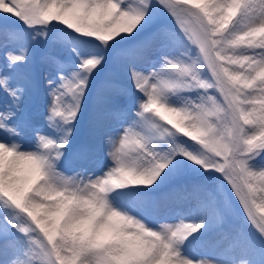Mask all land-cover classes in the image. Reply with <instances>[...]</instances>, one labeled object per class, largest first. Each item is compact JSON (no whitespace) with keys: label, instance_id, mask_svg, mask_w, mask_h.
Listing matches in <instances>:
<instances>
[{"label":"snow or ice","instance_id":"snow-or-ice-1","mask_svg":"<svg viewBox=\"0 0 264 264\" xmlns=\"http://www.w3.org/2000/svg\"><path fill=\"white\" fill-rule=\"evenodd\" d=\"M0 264H264V0H0Z\"/></svg>","mask_w":264,"mask_h":264},{"label":"rangeland","instance_id":"rangeland-1","mask_svg":"<svg viewBox=\"0 0 264 264\" xmlns=\"http://www.w3.org/2000/svg\"><path fill=\"white\" fill-rule=\"evenodd\" d=\"M167 19V22L172 25L173 27H175V24L174 22L172 21L171 18H166ZM36 60H37V63H36V68H37V71L40 70V68L42 67L40 64H39V50L37 51V54H36ZM28 106L31 108V110L33 112H35L37 110V107L39 106V101H37L36 103H33L31 100L28 101ZM79 130V129H78ZM27 146V145H26ZM194 255H202V254H205V250H197L196 253H193Z\"/></svg>","mask_w":264,"mask_h":264}]
</instances>
